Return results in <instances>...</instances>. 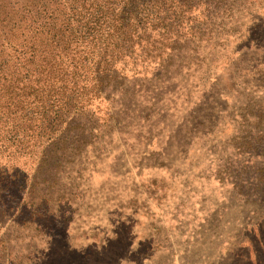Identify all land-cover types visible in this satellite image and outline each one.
Here are the masks:
<instances>
[{
	"label": "rangeland",
	"instance_id": "rangeland-1",
	"mask_svg": "<svg viewBox=\"0 0 264 264\" xmlns=\"http://www.w3.org/2000/svg\"><path fill=\"white\" fill-rule=\"evenodd\" d=\"M230 35L131 83L114 131L89 138L77 175L54 186L69 199L57 221L0 230V264H264V191L237 174L249 158L238 115L263 94Z\"/></svg>",
	"mask_w": 264,
	"mask_h": 264
},
{
	"label": "trees",
	"instance_id": "trees-1",
	"mask_svg": "<svg viewBox=\"0 0 264 264\" xmlns=\"http://www.w3.org/2000/svg\"><path fill=\"white\" fill-rule=\"evenodd\" d=\"M256 7L264 10V0H0V230L46 232L59 215L55 203H69L68 194L54 201V186L77 175L89 138L114 131L129 85L183 51L208 57L229 34L250 51V83L263 94L238 115L247 136L237 151L249 158L237 174L264 191V24Z\"/></svg>",
	"mask_w": 264,
	"mask_h": 264
}]
</instances>
